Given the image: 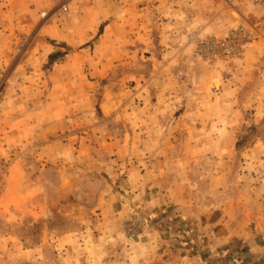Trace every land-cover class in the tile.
<instances>
[{
    "label": "rangeland",
    "instance_id": "rangeland-1",
    "mask_svg": "<svg viewBox=\"0 0 264 264\" xmlns=\"http://www.w3.org/2000/svg\"><path fill=\"white\" fill-rule=\"evenodd\" d=\"M156 1L163 8L168 0ZM221 8L222 14L228 11L226 6ZM68 10L70 7L66 10L62 7L60 14ZM229 10L231 18H239L238 12L248 14L247 8L243 12L239 7ZM50 13L41 11V23L59 19L50 18ZM175 22H180V18ZM220 25L214 30L211 25L193 23L183 27L173 24L169 30L170 22L157 20L151 28L153 40L156 37V49L153 50L154 42L150 41L153 46L150 52L144 51L137 57L126 56L123 71L114 67L102 79L95 74L96 63L76 70L77 80L90 79L92 92L78 86L82 99L75 106L50 103L45 96L38 102L23 105L4 104L10 89L7 79L10 63L0 57V116L9 117L12 124H2L0 119V132L3 130L0 141V264H123L128 253L140 240L148 239L150 230L155 228L151 222L158 217L156 210L161 201L158 203L153 197L166 192L183 199H198L204 213L217 210L219 202L236 199L237 214L244 215L242 208H248L246 216L252 217L254 224L264 230V151L235 148L203 151L197 145L191 149L200 138L176 134L181 128L175 115L178 108L173 110L174 127H169L168 120L164 125L169 116L163 118L166 110L160 103L151 108L140 107L133 102L134 97L120 107L116 102L117 97L122 96V82L133 88L134 77L144 79L141 86L135 88L141 98L155 94L163 96L165 80L171 84L173 95L176 89H183L190 102L197 101L196 88H180L177 81H199L206 83L205 88L211 93L220 92V82L209 80L205 72L223 68L221 75L224 76L226 66L222 60L232 56H219L210 62L204 53L210 50L209 45L219 43L235 28L245 26L250 32L255 31L254 24L248 21H233L229 25L227 18H223ZM103 31L102 26L94 38L86 42L77 39V44L74 41L68 44V39H56L60 49L50 55L48 64L56 58L67 61L71 51L82 44L81 48L100 47L106 42L102 39ZM167 31H171V39L176 40L168 42L176 50L168 54L165 48ZM29 40L26 33L18 32L11 36L9 49L19 51ZM246 41L247 38L241 37L236 42L239 45ZM113 44L117 43L113 41ZM100 57L91 54L97 61ZM150 80L152 84L144 82ZM171 81H176V85ZM132 102L137 105L135 116L133 107H127ZM150 109L154 111L152 118L148 117ZM263 109L264 104L257 103L248 110L246 119L237 121L238 127L248 125L251 134L226 135L222 143L229 144L238 137V147H241L252 142L255 133L264 137ZM127 110L129 114L125 116ZM192 127H196L195 124ZM170 128L174 131L171 135L168 134ZM19 131L23 132L21 138Z\"/></svg>",
    "mask_w": 264,
    "mask_h": 264
},
{
    "label": "crops",
    "instance_id": "crops-1",
    "mask_svg": "<svg viewBox=\"0 0 264 264\" xmlns=\"http://www.w3.org/2000/svg\"><path fill=\"white\" fill-rule=\"evenodd\" d=\"M177 1L168 0L162 8V4L157 5L156 0H117L116 4L113 0H0V54L3 55L0 57L3 58L2 61L10 63L7 76L10 89L4 104L13 102L23 105L30 101L38 102V99L42 100L44 96L50 103L63 102L68 103V106L79 104L82 94L81 90H77L78 86L92 92V84L88 78L77 80L76 70L84 65L92 67L96 63L95 74L102 79L107 77L108 71L114 67H120L117 69L123 71L127 63L126 56L137 57L145 53L144 51L150 52L153 47L150 46V41L154 42L153 50L156 49V37L153 40L154 31L151 28H154L153 25L157 20L170 22L169 30L173 24L190 27L193 23L211 25L212 29L218 30L223 18H227L229 25L233 21H248L254 24L255 31L243 44L244 48L240 56L237 53L231 58L222 60L226 66L224 76L221 75L223 68L221 70L214 68L212 71L205 72L209 80L214 79L213 82L216 84L220 82V92L211 93L208 88H205L206 83L201 84L199 81L193 83L187 80L177 81L180 88L188 86L196 88L197 101L190 102L187 101L183 89L180 91L176 89L173 95L171 84L165 80L163 96L155 94L148 97L149 99L141 98L140 93L135 92V88L141 86L144 79L134 77L136 84L132 85L133 88L122 82V96H118L116 102L120 107L134 97L133 102L138 103L140 107L151 108L154 104L160 103L166 110L163 118L169 116L165 119L164 125H167L169 121V127H174L173 110L178 108L175 115L178 122L180 121L181 128L176 130V134L187 135V138L197 135L200 138L197 144L193 143L190 146L191 149L193 145H197L196 147L203 151H221L231 148L264 151V137L258 133L254 134L256 137L252 142L248 141L241 147H238L240 140L238 137L229 144L222 143L226 135L251 134L248 125L241 124L238 127L237 121L246 119L248 110L257 103L264 104V0ZM64 4L70 7V10L60 14ZM221 6H226L228 11L224 10L225 13L222 14ZM231 7H239L241 12L247 8L246 13L250 14L238 12L239 18H234L236 16L231 18L229 16ZM43 10L51 12L50 18L59 19L41 23ZM178 18L180 22H175ZM146 21L149 22L145 25ZM102 26L104 27L102 39L106 42L100 47L81 48L82 44L79 49L71 51L67 61H59L56 58L48 64L50 55L60 49L56 39L58 41L68 39V44L73 41L77 44L75 42L77 39H84L86 42L94 38L98 34L96 31ZM18 32L26 33L30 40L26 47L13 51L9 49L8 44L11 36ZM171 38V31H167V46H165L167 54L176 51L175 46L168 43L169 41L175 43L176 40ZM113 41L117 44H113ZM180 49H183L181 45ZM92 53L99 54L100 60L91 58ZM144 82L148 85L153 83L152 80ZM171 83L176 85V81ZM63 88L67 90L64 91ZM46 90H48L47 93H45ZM133 102L128 103L127 107L130 105L133 107L135 116L137 105ZM71 110L72 107H70ZM118 112H121L120 108ZM128 114L129 110L124 115ZM257 115L256 117H259ZM2 116H0L2 124L12 126L10 118H2ZM148 117H154L152 109ZM120 118L118 114V119ZM194 124L196 127H192ZM2 132L3 130L0 132V141ZM173 133V129L170 128L168 134ZM19 134V138L23 137V132L19 131ZM231 144H234V147H230ZM186 149L187 147L183 150ZM180 160L183 161L182 158ZM154 196V201L155 199L158 203L161 201L156 210L158 214L156 218L168 214L167 217L170 220L180 224L182 231H160L152 228L149 238L140 240L136 248L125 257L123 264H146L147 262V264L155 262L158 264H210L198 254H193L189 247L182 243L184 240L191 246L190 238L201 242L202 249L206 244L213 249L222 248L224 251L229 246H233L237 255L235 264H260L259 258L264 256V230L258 224H254L255 220L252 217L246 216L248 208H242L244 215L237 214L235 198L228 203L219 202L216 204L217 210L212 209L207 211L209 213H204L196 198L183 199L174 195L173 192ZM100 241L102 242L103 239Z\"/></svg>",
    "mask_w": 264,
    "mask_h": 264
},
{
    "label": "trees",
    "instance_id": "trees-1",
    "mask_svg": "<svg viewBox=\"0 0 264 264\" xmlns=\"http://www.w3.org/2000/svg\"><path fill=\"white\" fill-rule=\"evenodd\" d=\"M168 214L161 215L158 219L156 218L151 222V226L159 229L160 231H182L180 230V224L170 220ZM192 245H188L187 241L184 240L182 243L188 246L193 254H198L201 258L208 261L210 264H235L237 255L236 250L233 246H229L226 251L222 248L213 249L209 244L202 249V244L196 241L194 238H190ZM259 263L264 264V256L259 258Z\"/></svg>",
    "mask_w": 264,
    "mask_h": 264
},
{
    "label": "built area",
    "instance_id": "built-area-1",
    "mask_svg": "<svg viewBox=\"0 0 264 264\" xmlns=\"http://www.w3.org/2000/svg\"><path fill=\"white\" fill-rule=\"evenodd\" d=\"M63 9H67V5L64 4ZM43 15H46V12H43ZM238 35H243V36H238ZM252 36V32H250V30L245 27V26H241L240 28H235L233 30L230 31V33L228 34V36L225 39H222L219 43L218 42H214L211 45H209L210 50L206 53H204V55L206 54L207 58L209 59L210 62H212L213 60H215L217 57L219 56H234L235 54L241 52L243 49V46H241L242 48H239V45L236 41L240 40L241 37H244L245 40L247 38V40L249 38H251ZM245 43V42H244ZM2 97V89H1V85H0V100Z\"/></svg>",
    "mask_w": 264,
    "mask_h": 264
},
{
    "label": "water",
    "instance_id": "water-1",
    "mask_svg": "<svg viewBox=\"0 0 264 264\" xmlns=\"http://www.w3.org/2000/svg\"><path fill=\"white\" fill-rule=\"evenodd\" d=\"M263 220H264V216H263Z\"/></svg>",
    "mask_w": 264,
    "mask_h": 264
}]
</instances>
